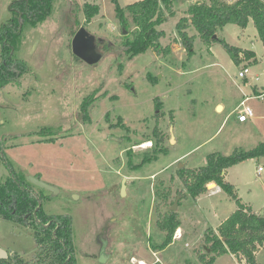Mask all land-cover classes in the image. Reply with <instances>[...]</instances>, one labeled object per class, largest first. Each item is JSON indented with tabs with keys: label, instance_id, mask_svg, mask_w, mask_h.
<instances>
[{
	"label": "rangeland",
	"instance_id": "1",
	"mask_svg": "<svg viewBox=\"0 0 264 264\" xmlns=\"http://www.w3.org/2000/svg\"><path fill=\"white\" fill-rule=\"evenodd\" d=\"M13 1L0 0V27L11 17ZM117 1L125 7L139 0ZM195 1L178 3L158 26L165 33L160 43L172 47L166 58L150 50L129 58L124 45L133 29L122 33L111 0H55L45 22L23 29L15 55L26 61L27 72L0 90V137L8 146L3 157L27 182L34 177L59 190L52 196L28 182L42 196L45 214L70 218L77 264H101L102 243V264H203L204 234L215 232L236 208L221 190L190 197L177 162L199 168L212 153L231 155L264 143V47L251 21L244 29L227 24L219 37L252 50L256 63L236 64L220 43L204 45L198 37L187 58L171 40L187 4ZM85 3L99 6L89 23ZM80 28L98 41V62L74 57L71 42ZM187 33L196 34L192 27ZM245 67L250 73L239 78ZM242 101L253 116L240 126L235 112ZM259 166L264 170V157L244 160L227 169L226 181L242 204L263 215ZM9 175L0 163L1 179ZM172 213L180 226L167 241L164 225ZM33 234L28 223L0 218V248L8 255L18 252L29 260ZM255 261L264 264V246ZM213 264L240 263L222 255Z\"/></svg>",
	"mask_w": 264,
	"mask_h": 264
},
{
	"label": "trees",
	"instance_id": "2",
	"mask_svg": "<svg viewBox=\"0 0 264 264\" xmlns=\"http://www.w3.org/2000/svg\"><path fill=\"white\" fill-rule=\"evenodd\" d=\"M183 1L185 0H139L121 7L117 0H111L122 33L128 32L129 26L133 29L131 40H127L124 45L129 58L148 50L161 58L172 53L170 44L160 43L165 33L158 26L172 17L175 6ZM54 2L55 0H15L10 4L11 17L0 27V90L27 72L26 61L15 55L22 40L23 29L35 28L45 22L53 11ZM82 13L85 22L89 23L99 14V6L85 3ZM184 13L185 17H181L176 24L177 37L171 42L179 43L187 58L193 56L194 40L198 37L204 45L220 43L236 64L243 60L257 62L252 50L229 45L219 37V32L227 24L244 29L251 21L264 47V0H197L190 3ZM190 27L194 29L195 35L187 33ZM214 35L217 36L216 39H212ZM156 107L160 108L161 104L157 103ZM7 147L0 137V153L4 154ZM258 157H264V143H259L248 151L235 150L231 155L212 153L205 166L178 171L183 186L193 199L206 193L207 185L214 183L236 205L235 210L219 224L215 232L208 229L204 234L206 247L203 248L205 253L201 257L203 264H213L215 257L222 255H231L240 264H256L255 253L264 246V214H257L241 203L234 186L226 181L225 174L228 168ZM155 158L156 156L153 159ZM0 163L10 170V175L4 180L0 176V218L25 226L28 223L34 232L33 256L29 260H25V255L21 253L12 252L6 259H0V264H77L70 218L66 215H47L41 207L34 216L33 212L42 196L30 190L26 176L22 171L14 170L5 157L0 156ZM49 222L50 225L44 227ZM179 226L180 222L175 213H172L164 225L167 241ZM207 248L210 251L209 257ZM206 255L208 259L205 258Z\"/></svg>",
	"mask_w": 264,
	"mask_h": 264
},
{
	"label": "water",
	"instance_id": "3",
	"mask_svg": "<svg viewBox=\"0 0 264 264\" xmlns=\"http://www.w3.org/2000/svg\"><path fill=\"white\" fill-rule=\"evenodd\" d=\"M125 34V32H124ZM217 36L214 35L212 37V39H216ZM98 41L91 35L89 34L84 28H80L73 36L72 42H71V47H72V53L73 55L85 62H98L101 57L102 54L98 51L97 52V48H96V43ZM220 109V107L218 108V110ZM109 140L112 141H117L119 142L120 140L114 138V137H109ZM1 158H3V154L0 153ZM186 167V163H183L181 161L177 162V169L181 170L184 169ZM28 182L51 193L52 196L56 195L57 193H59V190L54 187L51 186L43 181H41L40 179L34 178V177H28ZM211 184V183H210ZM208 184L207 187L210 185ZM124 185V180L122 181V187H121V193L122 195H124V191H123V186ZM216 186V184H215ZM41 207V202L38 201V205L35 208L33 215L35 216L37 211L40 209ZM176 209V204L174 203L171 210L174 211ZM50 225V222L46 225H44V227H48ZM205 248V247H204ZM103 251L104 249L102 248L101 253H100V263H104L106 258L103 255ZM210 251L209 249H206V253L208 254ZM8 257V254L2 250L0 248V259H6Z\"/></svg>",
	"mask_w": 264,
	"mask_h": 264
},
{
	"label": "built area",
	"instance_id": "4",
	"mask_svg": "<svg viewBox=\"0 0 264 264\" xmlns=\"http://www.w3.org/2000/svg\"><path fill=\"white\" fill-rule=\"evenodd\" d=\"M229 2H235L236 0H227ZM249 69L248 68H243L239 73L238 77L239 78H245L247 74H249ZM255 80H258V77H255ZM241 108L236 110V115H237V120L239 122H246L247 119L251 118L253 116L252 110L248 106H244V102H241L240 104ZM263 168L258 167L257 172H262Z\"/></svg>",
	"mask_w": 264,
	"mask_h": 264
},
{
	"label": "crops",
	"instance_id": "5",
	"mask_svg": "<svg viewBox=\"0 0 264 264\" xmlns=\"http://www.w3.org/2000/svg\"><path fill=\"white\" fill-rule=\"evenodd\" d=\"M187 5H189V3L187 4ZM186 10V9H185ZM184 10V11H185ZM184 14V16H185V13H183ZM240 48V47H239ZM242 49H244V48H242ZM247 50H249V49H247ZM248 63V62H247ZM257 75H255L254 76V80H255V77H256ZM255 81H257V80H255ZM261 89H263V87H261ZM253 93H255L256 94V96L260 99V100H263V92L261 91V90H259L258 89V87L257 86H255L254 88H253ZM243 102V101H242ZM241 104V103H240ZM252 118V117H251ZM251 118H249V119H247V121L246 122H239L238 120H237V122H238V124L241 126V125H244V124H246L247 122H248V120H250ZM236 119H237V115H236ZM250 125L251 126H254L253 125V123L252 122H250ZM264 172V170L262 171V172H257L258 174H261V173H263ZM226 174H227V171H226ZM226 174H225V179H226ZM214 184V183H213ZM215 185V184H214ZM216 188H217V190H214V191H206V193H217V192H219L220 191V189L217 187V186H215ZM206 193H204V194H206Z\"/></svg>",
	"mask_w": 264,
	"mask_h": 264
},
{
	"label": "flooded vegetation",
	"instance_id": "6",
	"mask_svg": "<svg viewBox=\"0 0 264 264\" xmlns=\"http://www.w3.org/2000/svg\"><path fill=\"white\" fill-rule=\"evenodd\" d=\"M99 47H100V46H99V44H98V42H97V43H96L97 52H98V51L100 52ZM100 53H101V52H100ZM30 190H32V189H30ZM24 219H25V218H24ZM101 247L104 249V248H105V244L102 243ZM102 248L100 249V253H101ZM103 255H104V254H103Z\"/></svg>",
	"mask_w": 264,
	"mask_h": 264
},
{
	"label": "bare ground",
	"instance_id": "7",
	"mask_svg": "<svg viewBox=\"0 0 264 264\" xmlns=\"http://www.w3.org/2000/svg\"><path fill=\"white\" fill-rule=\"evenodd\" d=\"M142 148H143V147H142ZM209 187H210V188H214L215 185H214L213 183H211V184L209 185Z\"/></svg>",
	"mask_w": 264,
	"mask_h": 264
}]
</instances>
